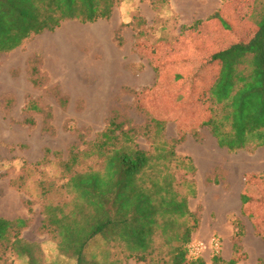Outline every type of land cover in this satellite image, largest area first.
Wrapping results in <instances>:
<instances>
[{"label": "rangeland", "instance_id": "374dc122", "mask_svg": "<svg viewBox=\"0 0 264 264\" xmlns=\"http://www.w3.org/2000/svg\"><path fill=\"white\" fill-rule=\"evenodd\" d=\"M253 2L124 0L107 20L64 22L53 33L0 55V218L30 219L22 238L45 249L37 256L40 264L54 257L56 245L53 234L42 230L44 207L71 200L62 187L66 180L60 163L72 146L83 151L87 148L83 141L92 145L117 107L136 128V144L142 150L153 153L152 119L164 123L156 142L167 143L168 148L184 135L173 152L178 158H189L195 172L192 176L172 169L180 191L187 190L184 180L196 187L197 195L188 204L199 220L191 241L205 245L200 259L206 263L218 254L241 264L264 262V147L228 152L203 126L209 118L203 99L217 72L206 60L252 37ZM196 20L195 29L182 31ZM63 31L71 36L60 39ZM31 65L46 78L40 87L32 84ZM54 89L67 98L66 108L57 104ZM28 101L50 110L48 130L43 114L25 111ZM28 117L34 121L32 126L25 123ZM236 223L244 233L241 251L233 249ZM161 244L157 242L150 264H169L165 262L168 248ZM248 254H257V260ZM85 258L98 264H143L127 259L117 244L103 237L93 240ZM61 263L74 264L66 258Z\"/></svg>", "mask_w": 264, "mask_h": 264}, {"label": "trees", "instance_id": "16d2710c", "mask_svg": "<svg viewBox=\"0 0 264 264\" xmlns=\"http://www.w3.org/2000/svg\"><path fill=\"white\" fill-rule=\"evenodd\" d=\"M122 1L0 0V55L16 51L34 37L53 33L64 22L94 24L107 20ZM249 19L255 31L248 41L233 43L206 60L217 72L203 99L209 114L203 126L217 146L228 152L264 147V0H254ZM198 23L196 20L182 31L193 30ZM33 66L32 84L40 87L46 78ZM53 95L59 107L66 108L67 98L57 89ZM25 111L43 114L48 130L50 110L28 101ZM150 122L155 132L151 137L153 153L136 144V128L120 107L111 110L105 129L92 145L83 141L82 145L87 146L83 151L77 145L70 148L60 168L66 180L62 187L71 200L47 205L43 210L42 230L53 234L56 241L55 255L46 264H62L61 258L73 260L74 264H98L85 258L97 237L117 244L127 259L138 263L153 262L157 242L161 241L168 248L169 259L165 262L205 264L200 257L190 258L187 254V246L199 227L198 217L188 204L189 198L197 195L196 187L192 181L184 180L187 190L180 191L181 183L172 169L189 171L192 176L195 172L189 158H178L173 152L184 135L168 148L167 143L156 142L165 130L164 123L153 119ZM25 123L32 126L34 121L28 117ZM88 160L91 164L80 166ZM42 192L47 194V189L43 187ZM26 206L28 215H32L30 203L26 202ZM29 223L30 219L0 218V264L13 260L40 264L37 256L45 249L22 238ZM243 238L242 226L236 223L235 251H241ZM237 260L225 261L213 254L211 263L238 264Z\"/></svg>", "mask_w": 264, "mask_h": 264}, {"label": "built area", "instance_id": "2783aa9c", "mask_svg": "<svg viewBox=\"0 0 264 264\" xmlns=\"http://www.w3.org/2000/svg\"><path fill=\"white\" fill-rule=\"evenodd\" d=\"M214 241V240H213ZM217 247V243H213ZM205 245L201 241H191L187 246V254L190 258H198L201 256Z\"/></svg>", "mask_w": 264, "mask_h": 264}, {"label": "crops", "instance_id": "0c3cea01", "mask_svg": "<svg viewBox=\"0 0 264 264\" xmlns=\"http://www.w3.org/2000/svg\"><path fill=\"white\" fill-rule=\"evenodd\" d=\"M247 256L250 257L251 259L254 258V256H255V258H256V260H257V254H256V255H255V254H251V255L248 254ZM263 257H264V256H263ZM231 259H233V258L230 257V258H228L227 260H225V259H224V260H225V261H230ZM237 261H238V264H241V261H240V260H237ZM256 262H257V264H259V261H256ZM205 264H212V263H211V261H209V262H206Z\"/></svg>", "mask_w": 264, "mask_h": 264}, {"label": "bare ground", "instance_id": "6f19581e", "mask_svg": "<svg viewBox=\"0 0 264 264\" xmlns=\"http://www.w3.org/2000/svg\"><path fill=\"white\" fill-rule=\"evenodd\" d=\"M59 36L60 39L64 40L65 38H69L71 36V33H69L68 31H63Z\"/></svg>", "mask_w": 264, "mask_h": 264}]
</instances>
